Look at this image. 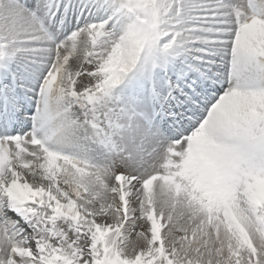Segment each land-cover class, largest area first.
<instances>
[{
	"label": "snow or ice",
	"instance_id": "obj_1",
	"mask_svg": "<svg viewBox=\"0 0 264 264\" xmlns=\"http://www.w3.org/2000/svg\"><path fill=\"white\" fill-rule=\"evenodd\" d=\"M0 264H264V0H0Z\"/></svg>",
	"mask_w": 264,
	"mask_h": 264
}]
</instances>
